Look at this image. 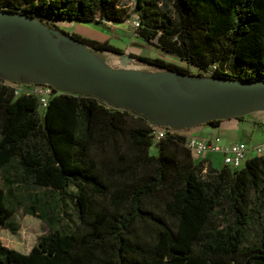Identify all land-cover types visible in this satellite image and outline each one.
<instances>
[{
    "label": "trees",
    "instance_id": "trees-1",
    "mask_svg": "<svg viewBox=\"0 0 264 264\" xmlns=\"http://www.w3.org/2000/svg\"><path fill=\"white\" fill-rule=\"evenodd\" d=\"M136 1L130 11L120 0H0V12L52 27L63 19L124 23L135 14L136 35L198 71L131 56L189 76L264 79V0ZM168 130L154 142L148 118L94 96L58 93L41 110L35 96L0 84V226L13 230L25 187L44 191L24 208L50 228L26 253L0 243V264H264V156L216 169Z\"/></svg>",
    "mask_w": 264,
    "mask_h": 264
},
{
    "label": "water",
    "instance_id": "water-1",
    "mask_svg": "<svg viewBox=\"0 0 264 264\" xmlns=\"http://www.w3.org/2000/svg\"><path fill=\"white\" fill-rule=\"evenodd\" d=\"M7 15L35 20L52 40L65 38L77 44L91 46L76 39L68 32L59 33L38 18L14 11H1L0 38L2 39V45L0 67L3 73H0V75L16 82L25 84L46 83L58 90L94 96L115 108L133 111L145 116L155 125L173 130L191 129L200 125L211 124L215 120L238 118L264 106V79L244 80L189 76L182 72L161 67L187 79L195 78L224 82L210 99L204 100L192 94L171 96L169 99L163 98L150 88L144 78V74L139 70L133 68L116 69L112 66H105L99 72H92L88 67V59L84 56L73 54L64 58L51 59L38 67L24 65L17 68L14 37L4 25ZM89 54L95 57L91 50ZM54 75H63L69 81L65 85H59L51 79ZM120 76H130L133 78V82L126 94L114 95L104 86V83ZM70 84L73 86H69ZM140 97L146 98L154 115L150 114L139 102L138 99ZM176 107H180L182 112L179 115H172L171 113Z\"/></svg>",
    "mask_w": 264,
    "mask_h": 264
},
{
    "label": "rangeland",
    "instance_id": "rangeland-1",
    "mask_svg": "<svg viewBox=\"0 0 264 264\" xmlns=\"http://www.w3.org/2000/svg\"><path fill=\"white\" fill-rule=\"evenodd\" d=\"M120 4L127 7L130 11H133L137 6L136 0H120ZM133 16H138L133 14ZM57 24V27H53L56 29L59 33H77V34H83L86 36H89V33L85 34L86 28L84 27V23L77 22L71 19H63L61 21L55 22ZM108 26L111 27L113 30L112 32V39L114 40L117 45H119L121 48H123L126 53L125 54H118L112 51H98L95 50L92 47H88L94 55H97L99 57H102L107 66H112L113 68H133L138 69L146 72L148 76H151L150 72L148 71H165L163 68L149 64L145 61H142L140 59H137L130 55V51L132 50V42L136 40L134 28L131 26L129 22H125V24H116L112 22H108ZM52 27V26H50ZM124 28V29H123ZM89 31V30H88ZM87 31V32H88ZM127 31H130L133 35H128ZM146 44V43H145ZM142 47L140 55L150 56V57H161L166 60H169L171 62L178 63L182 66L189 67L193 72L198 71V69L193 66L189 65L184 61H181L179 58L172 56V55H166L165 53H161L155 45L148 44ZM122 60H128V64L121 65L118 64V61ZM131 63V64H130ZM0 73H3V71L0 69ZM0 77L3 78V81H0V84L5 85H12L17 86L18 82L6 78L4 76ZM61 93H70L66 90H60ZM78 95L77 93H75ZM237 119H240L243 121L242 123H245L246 126V133L243 134V141L245 142H239L243 143L247 146H252L254 144H259L264 141V109H256L250 113L243 114L239 116ZM182 131V130H179ZM151 154H157L158 148L156 145H153L150 149ZM214 164L221 168L223 167V159H218L217 157L213 160ZM3 180L0 176V184H2ZM19 200H21L25 206L30 205L32 202H34L33 198H38L40 195L44 193L42 189H26L20 188L17 190ZM32 194L29 196V194ZM38 196V197H37ZM25 206L21 207L10 219V227L13 228L7 229L2 226H0V243L4 246H7L9 248H13L16 250H19L21 252H29L34 244L36 243L38 237L42 234L48 233L50 231L49 226L39 219L36 216L30 215L25 211ZM46 208V206H43ZM70 217L66 222H69L70 224H73V221L77 219V212L73 208L72 203L68 204L67 207Z\"/></svg>",
    "mask_w": 264,
    "mask_h": 264
},
{
    "label": "bare ground",
    "instance_id": "bare-ground-1",
    "mask_svg": "<svg viewBox=\"0 0 264 264\" xmlns=\"http://www.w3.org/2000/svg\"><path fill=\"white\" fill-rule=\"evenodd\" d=\"M4 25L14 37L17 68L23 67L24 65L38 67L51 59L64 58L73 54L86 57L88 59V67L92 72H99L107 66L102 57L97 55L92 57L89 54L90 50L88 46L74 43L65 38L52 40L47 32L44 31L35 20L7 15L4 20ZM1 45L2 39L0 38V51ZM118 64H128V60H119ZM139 71L144 74V78L150 88L163 98L169 99L171 96L186 94H192L204 100L210 99L217 89L220 88V85L224 83L214 80L187 79L182 75L166 70L148 71L151 76H148V74L142 70ZM51 79L59 85H65V83L69 81V79L63 75H54ZM132 82V77L120 76L106 81L104 86L110 90L112 94L122 95L128 92ZM69 86L73 85L70 84ZM138 100L150 114L154 115L145 97H140ZM262 109H264V106L260 108V110ZM181 112L182 109L176 107L171 114L179 115Z\"/></svg>",
    "mask_w": 264,
    "mask_h": 264
},
{
    "label": "built area",
    "instance_id": "built-area-1",
    "mask_svg": "<svg viewBox=\"0 0 264 264\" xmlns=\"http://www.w3.org/2000/svg\"><path fill=\"white\" fill-rule=\"evenodd\" d=\"M127 22L134 28V32L141 26L139 16L131 17ZM15 88L16 95H32L38 99L41 110L47 108L50 98L58 93L60 90L56 89L50 84L46 83H17ZM169 132L168 128L161 127L152 123V134L154 142H158L164 138ZM186 146L191 150L193 156L197 162L203 161L200 158L206 157V155L221 153L223 155V163L234 169L243 167L246 161L254 156H264V142L247 146L243 143H225L221 136H213L207 138H200L198 136L188 137L186 140ZM205 167L203 173L207 171V163H204Z\"/></svg>",
    "mask_w": 264,
    "mask_h": 264
},
{
    "label": "crops",
    "instance_id": "crops-1",
    "mask_svg": "<svg viewBox=\"0 0 264 264\" xmlns=\"http://www.w3.org/2000/svg\"><path fill=\"white\" fill-rule=\"evenodd\" d=\"M82 23H84V27L86 28L85 34L89 33V36H86L83 34H82V36H85V37H88L91 39L101 40V41L107 40V41L113 43L114 45H116L117 47L121 48L112 39L111 36H112L113 30L111 29V27L108 26V22H106L104 24H99V23H95V22H82ZM116 24H125V22L124 23H116ZM127 34L133 35V33L131 34L130 31H127ZM135 38H136V40L134 42H132V46H131L132 50L129 53L140 55L142 47L144 46V44L146 43L145 45H148L149 43H147L142 37H140L138 35H136ZM121 49H123V48H121ZM158 50L161 53H164L160 48ZM166 55H168V54H166ZM242 122L243 121H241L240 119L232 118V119H227V120H221V122L218 125L204 124V125H200V126L191 128V129H184V130L180 131V133L185 135L187 138L192 137V136H198L200 138L221 136L223 139V142H225V143L245 142L242 139H243V134H245L247 131H246L245 123H242ZM216 157L218 159H221V160L223 159V155L221 153L206 155V157L200 158V159L201 160L202 159L208 160V162L211 163V165L214 168L220 169L213 162V160ZM208 162H207V167H208ZM223 166H224V164H223Z\"/></svg>",
    "mask_w": 264,
    "mask_h": 264
}]
</instances>
